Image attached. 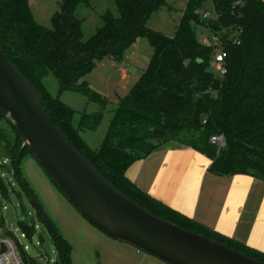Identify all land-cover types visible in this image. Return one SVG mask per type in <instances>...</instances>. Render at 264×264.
<instances>
[{
  "label": "trees",
  "instance_id": "trees-1",
  "mask_svg": "<svg viewBox=\"0 0 264 264\" xmlns=\"http://www.w3.org/2000/svg\"><path fill=\"white\" fill-rule=\"evenodd\" d=\"M115 2L119 15L106 11L103 24L85 39L84 20L76 11L81 4L91 5V0H62L51 27L35 19L29 0H0L1 44L39 90L60 130L120 191L158 216L264 261V253L206 228L147 194L126 175L135 160L177 142L205 153L212 159L210 171L217 175L242 173L264 180V0H188L173 36L148 26L153 12L167 0ZM211 4L217 17L202 18L197 10ZM197 26L225 34L228 56L224 76L210 68L214 48L201 42ZM141 36H146L154 48L150 63L119 99L101 145L92 148L81 130L97 128L109 103L83 78L104 58L124 60L126 50ZM235 37L239 42H234ZM49 73L58 79L60 91L82 92L98 101L100 110L80 111L76 126V110L45 87L43 78ZM3 120L16 132L14 141L0 138L14 168L22 138L0 109V122ZM217 134H223L227 142L220 149L211 142V136ZM157 138L161 141L155 142ZM26 153L33 155L29 147L22 158ZM0 188L8 192L1 176ZM34 223L21 222L29 235L34 232ZM52 225L72 264L70 241L53 221Z\"/></svg>",
  "mask_w": 264,
  "mask_h": 264
},
{
  "label": "water",
  "instance_id": "water-1",
  "mask_svg": "<svg viewBox=\"0 0 264 264\" xmlns=\"http://www.w3.org/2000/svg\"><path fill=\"white\" fill-rule=\"evenodd\" d=\"M0 109L22 138L14 175L51 232L59 249L55 258L59 264L70 263L48 213L21 174L20 161L27 147L70 202L113 239L169 264H264L225 243L154 214L120 191L60 130L41 93L11 60L1 41ZM97 111L89 109L87 113ZM0 156L10 158L2 143ZM6 215L10 226L16 221L13 205L7 207ZM44 247L50 251L49 242Z\"/></svg>",
  "mask_w": 264,
  "mask_h": 264
},
{
  "label": "rangeland",
  "instance_id": "rangeland-1",
  "mask_svg": "<svg viewBox=\"0 0 264 264\" xmlns=\"http://www.w3.org/2000/svg\"><path fill=\"white\" fill-rule=\"evenodd\" d=\"M35 19L42 25L51 27L52 16L59 10L62 0H29ZM188 0H167L151 15L148 26L166 35L173 36ZM119 15L115 0H91V5L81 4L76 15L82 18L84 38L88 39L103 24L102 15L106 11ZM201 38L208 33L202 26L196 27ZM154 48L146 36H141L125 53L124 60L116 61L104 58L100 60L85 76L91 89L100 93L109 103L104 109L99 126L95 129L81 130L83 139L92 147L98 148L107 133L113 110L121 97L137 83L146 70L153 55ZM126 68L127 75L123 74ZM212 69V67H210ZM133 70V71H131ZM213 70V69H212ZM44 85L53 96L71 105L76 113L73 123L78 126L80 111L87 108L100 110V103L90 100L79 91H63L60 93L58 79L49 73L43 78ZM0 138L16 140L15 130L6 122L1 121ZM161 139H155L160 142ZM179 144L177 142H173ZM20 169L28 185L55 223L58 230L68 238L73 246L72 264H169L161 259L133 246L138 254L134 258L126 255L117 247L125 242L111 238L91 223L59 190L47 175L37 159L26 153L20 161ZM10 158L0 157V176L5 179L8 192L0 188V208L2 204L13 205L17 220L13 222L12 232L20 238V248L27 264H53L59 249L52 238L51 232L37 215L36 207L16 179ZM35 222L37 228L31 238L21 237L24 230L21 222ZM46 239L50 244V252L42 250L39 241ZM25 245L28 246L25 249Z\"/></svg>",
  "mask_w": 264,
  "mask_h": 264
},
{
  "label": "crops",
  "instance_id": "crops-1",
  "mask_svg": "<svg viewBox=\"0 0 264 264\" xmlns=\"http://www.w3.org/2000/svg\"><path fill=\"white\" fill-rule=\"evenodd\" d=\"M121 70L127 75L126 68ZM211 163L205 153L171 142L135 160L126 175L147 194L206 228L264 253V180L242 173L220 176L210 171ZM130 245L117 247L134 258L138 252Z\"/></svg>",
  "mask_w": 264,
  "mask_h": 264
},
{
  "label": "built area",
  "instance_id": "built-area-1",
  "mask_svg": "<svg viewBox=\"0 0 264 264\" xmlns=\"http://www.w3.org/2000/svg\"><path fill=\"white\" fill-rule=\"evenodd\" d=\"M197 13L204 19L217 17V13L212 4L205 8L198 9ZM224 36L225 34L222 32L208 31V33L206 35H203L200 39L204 45L214 48L211 67L213 71L220 76H224L227 72L226 58L228 56V51L226 50L223 43ZM234 42H239L238 38L235 37ZM211 142L215 143L219 149L221 147H224L227 143L226 138L223 134L211 136ZM7 207V205L2 204L0 208V264H27L23 255V251L20 248V238H18L16 234L11 230L13 222L10 226L7 225V222L9 220V217L6 215ZM36 228L37 224L34 223V232L29 235L25 230H23L21 232V237L26 239L31 238L35 233ZM38 244L40 245L42 250H45L44 243L42 241H39ZM27 248L28 246L25 245V249ZM45 252L47 251L45 250ZM55 262L56 260L54 259L53 263Z\"/></svg>",
  "mask_w": 264,
  "mask_h": 264
}]
</instances>
